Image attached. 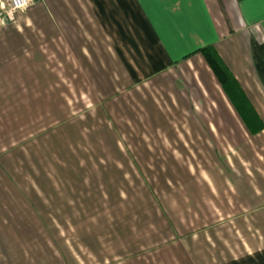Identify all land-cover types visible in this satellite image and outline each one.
Here are the masks:
<instances>
[{"label": "crops", "instance_id": "1", "mask_svg": "<svg viewBox=\"0 0 264 264\" xmlns=\"http://www.w3.org/2000/svg\"><path fill=\"white\" fill-rule=\"evenodd\" d=\"M1 15L0 264H264V0Z\"/></svg>", "mask_w": 264, "mask_h": 264}, {"label": "trees", "instance_id": "2", "mask_svg": "<svg viewBox=\"0 0 264 264\" xmlns=\"http://www.w3.org/2000/svg\"><path fill=\"white\" fill-rule=\"evenodd\" d=\"M199 52L218 80L221 88L231 101L235 110L238 112L245 125L250 129L251 133L260 131L264 125H262L257 114L244 96L237 81L229 72L214 47L209 45L199 49ZM253 123H255V126Z\"/></svg>", "mask_w": 264, "mask_h": 264}, {"label": "built area", "instance_id": "3", "mask_svg": "<svg viewBox=\"0 0 264 264\" xmlns=\"http://www.w3.org/2000/svg\"><path fill=\"white\" fill-rule=\"evenodd\" d=\"M33 0H0L1 20L13 21L18 13H25Z\"/></svg>", "mask_w": 264, "mask_h": 264}, {"label": "rangeland", "instance_id": "4", "mask_svg": "<svg viewBox=\"0 0 264 264\" xmlns=\"http://www.w3.org/2000/svg\"><path fill=\"white\" fill-rule=\"evenodd\" d=\"M218 81V80H217ZM220 85V84H219ZM223 90V89H222ZM224 92V91H223ZM203 139H207L208 141H209V139H210V137H203L202 138V141H203ZM204 145V142H202V146ZM192 147H193V145H192ZM198 147V144L196 143V148ZM224 154L225 155H227V156H229L230 155V158H229V160H236V159H241L240 158V151H235V149H231L230 148V150H229V152H224Z\"/></svg>", "mask_w": 264, "mask_h": 264}]
</instances>
